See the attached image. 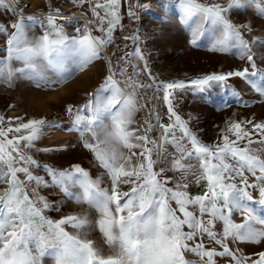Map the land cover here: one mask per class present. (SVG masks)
Masks as SVG:
<instances>
[{
    "label": "snow or ice",
    "instance_id": "snow-or-ice-1",
    "mask_svg": "<svg viewBox=\"0 0 264 264\" xmlns=\"http://www.w3.org/2000/svg\"><path fill=\"white\" fill-rule=\"evenodd\" d=\"M70 3L80 11L49 6L26 16L23 0H0L11 17L0 20V84L27 80L52 92L97 61L107 70L83 103L63 106L67 128L46 115L0 112V264H264V120L233 112L206 143L192 126L199 117L177 110L188 92L211 103L214 85L249 107L232 78L264 98V57L256 51L264 35L253 20L230 18L251 11L264 19V0H160L161 9L179 10L191 46L201 47L208 33L209 52L235 51L246 65L168 81L152 72L142 47L149 39L139 26L150 8L144 0ZM54 129L77 133L100 175L79 163L42 164L34 153L68 148L38 146ZM56 196L80 211L53 219L48 213L61 211Z\"/></svg>",
    "mask_w": 264,
    "mask_h": 264
},
{
    "label": "rangeland",
    "instance_id": "rangeland-1",
    "mask_svg": "<svg viewBox=\"0 0 264 264\" xmlns=\"http://www.w3.org/2000/svg\"><path fill=\"white\" fill-rule=\"evenodd\" d=\"M157 3V7L150 5L148 10L141 13L139 26L142 33L148 34L149 39L142 47L149 54L152 72L158 75L161 80H187L214 71L227 72L246 66L235 51L227 54L209 52L207 48L210 45L211 37L208 33L202 37L201 47L191 46L190 35L181 20L179 10L175 7L161 9L160 0H157ZM25 15L28 14L25 13ZM247 17L246 15V19ZM125 24L127 25L128 21ZM254 25L256 34L264 35V22H256ZM68 30L71 31L70 28ZM36 31L39 32V29ZM244 37L250 39V34L244 33ZM3 39L4 37L0 36V48L3 46ZM129 50H131V45ZM256 51L258 56L264 57V47H257ZM2 54L0 52V55ZM258 64L264 69V63L258 60ZM106 71L104 63L97 61L84 72L77 73L67 84L58 86L52 92L36 89L27 80H17L12 88L0 84V112L9 115L8 105L14 104L16 113L12 116L22 115L25 112L29 115H46L49 119H57L64 125L70 121L63 113V106L67 103H83L84 93L97 87ZM229 83L232 89L240 93L241 99L248 102L249 107L240 106L236 97L232 95L231 89L218 85H214L206 93L210 97L211 103H204L191 92L181 94L178 98L177 110L181 115L186 116L188 113H193L199 117L198 122L194 121L192 126L206 143L215 141L218 127H222L233 112L237 113L239 117L252 118L255 116L258 120H264V98L259 97L239 78H232ZM149 94H151V90H149ZM143 116L142 112L138 115V119H142ZM54 131L55 129L51 130L47 136L43 137L38 142V146L53 147L66 144L68 148L62 152L34 153L42 164L48 163L57 168H67L70 164L79 163L89 170L93 177L100 175L102 170L96 166L92 154L81 147L77 133L67 132L64 138L55 139L53 138ZM169 150L171 151V149ZM253 195L258 194L253 193ZM55 198L61 204V211L49 212L48 215L53 219L80 211V206L61 200L59 196ZM236 219L239 221L240 218L237 216ZM68 230L72 231L70 228ZM90 238L96 240L97 244L107 252L98 231H93ZM244 251L247 253L253 249L245 247ZM46 264H52L51 260H47ZM219 264H226V262L220 259Z\"/></svg>",
    "mask_w": 264,
    "mask_h": 264
},
{
    "label": "crops",
    "instance_id": "crops-1",
    "mask_svg": "<svg viewBox=\"0 0 264 264\" xmlns=\"http://www.w3.org/2000/svg\"><path fill=\"white\" fill-rule=\"evenodd\" d=\"M25 4L28 5V8L26 9V14L28 15H38L40 12H46L49 8V6L56 8H61L62 11L65 13L67 12H73V11H80L78 9H74L72 4L70 3V0H23ZM145 2V0H144ZM3 9H0V20H7L11 17L3 14ZM246 15L248 16L246 19ZM234 23H242L246 20H253L254 23L256 22H264V19L254 17L251 11L248 13H233L230 17ZM260 20V21H259ZM127 19L124 20V23H127Z\"/></svg>",
    "mask_w": 264,
    "mask_h": 264
},
{
    "label": "bare ground",
    "instance_id": "bare-ground-1",
    "mask_svg": "<svg viewBox=\"0 0 264 264\" xmlns=\"http://www.w3.org/2000/svg\"><path fill=\"white\" fill-rule=\"evenodd\" d=\"M15 113H16L15 110H10L9 111V115L10 116L14 115ZM69 125H70V122H67L63 126H64V128H67V127H69ZM66 135H67V132H65L64 130H62V129H55V131L53 133V138H55V139H61V138H64Z\"/></svg>",
    "mask_w": 264,
    "mask_h": 264
},
{
    "label": "built area",
    "instance_id": "built-area-1",
    "mask_svg": "<svg viewBox=\"0 0 264 264\" xmlns=\"http://www.w3.org/2000/svg\"><path fill=\"white\" fill-rule=\"evenodd\" d=\"M145 3L149 4V5H152L154 7H157L158 6V3H157V0H147L145 1ZM161 114L162 115H166V110L161 108ZM193 191H196L195 189H193Z\"/></svg>",
    "mask_w": 264,
    "mask_h": 264
}]
</instances>
